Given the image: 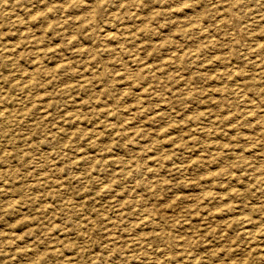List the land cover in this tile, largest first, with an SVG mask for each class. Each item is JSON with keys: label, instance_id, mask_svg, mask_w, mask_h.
I'll list each match as a JSON object with an SVG mask.
<instances>
[{"label": "rangeland", "instance_id": "374dc122", "mask_svg": "<svg viewBox=\"0 0 264 264\" xmlns=\"http://www.w3.org/2000/svg\"><path fill=\"white\" fill-rule=\"evenodd\" d=\"M0 264H264V0H0Z\"/></svg>", "mask_w": 264, "mask_h": 264}, {"label": "bare ground", "instance_id": "6f19581e", "mask_svg": "<svg viewBox=\"0 0 264 264\" xmlns=\"http://www.w3.org/2000/svg\"><path fill=\"white\" fill-rule=\"evenodd\" d=\"M241 32V31H240ZM181 167V166H180ZM183 168H181V170H182ZM253 236V235H252Z\"/></svg>", "mask_w": 264, "mask_h": 264}]
</instances>
